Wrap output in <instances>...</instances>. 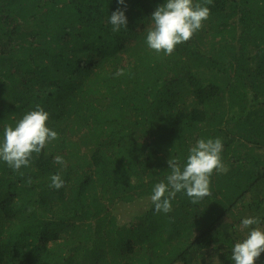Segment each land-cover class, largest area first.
<instances>
[{"label":"trees","instance_id":"trees-1","mask_svg":"<svg viewBox=\"0 0 264 264\" xmlns=\"http://www.w3.org/2000/svg\"><path fill=\"white\" fill-rule=\"evenodd\" d=\"M165 2L0 0V139L36 105L59 135L19 172L0 161V264H234L242 219L264 230V0H212L157 56L146 35ZM117 8L127 30L113 32ZM201 138L222 140L228 171L211 198L181 192L156 213L167 161Z\"/></svg>","mask_w":264,"mask_h":264},{"label":"clouds","instance_id":"clouds-1","mask_svg":"<svg viewBox=\"0 0 264 264\" xmlns=\"http://www.w3.org/2000/svg\"><path fill=\"white\" fill-rule=\"evenodd\" d=\"M125 5V0H118ZM212 0L194 3V0H166L158 6L151 15V26L146 35V46L155 55L171 56L177 46L192 39L202 29L204 22L210 17ZM108 23L113 32L122 28L127 30L125 11L117 8L108 17ZM124 75L123 69H118L114 76ZM49 113L40 105L35 106L23 115L14 126H6L0 139V161L15 172L22 167H29L34 157H38L50 143L59 139L56 131L47 126ZM223 143L220 138H201L188 150L183 164L178 159L167 161L169 174L165 181L156 183L149 199L156 213L167 214L172 211L171 201L178 193L183 192L192 204L200 203L206 197H212L211 177L228 171L222 158ZM54 164L66 166V161L56 155ZM21 176L24 174L21 172ZM49 187L60 190L65 181L59 173L50 176ZM31 183V180H28ZM259 217L242 219L239 229L248 230L246 236L234 244L231 261L234 264H255L264 253V230L259 225Z\"/></svg>","mask_w":264,"mask_h":264}]
</instances>
